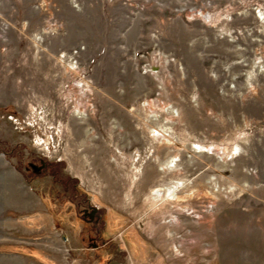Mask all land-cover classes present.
<instances>
[{"label":"rangeland","instance_id":"rangeland-1","mask_svg":"<svg viewBox=\"0 0 264 264\" xmlns=\"http://www.w3.org/2000/svg\"><path fill=\"white\" fill-rule=\"evenodd\" d=\"M0 264H264V0H0Z\"/></svg>","mask_w":264,"mask_h":264},{"label":"bare ground","instance_id":"bare-ground-1","mask_svg":"<svg viewBox=\"0 0 264 264\" xmlns=\"http://www.w3.org/2000/svg\"><path fill=\"white\" fill-rule=\"evenodd\" d=\"M83 86L84 85L82 84V87ZM182 186L180 188L179 187H177V188L170 187L165 194H163L162 191H159V192L156 193V196L163 200L164 205H168V206L171 205L173 207H178L179 208L180 203L185 201L188 198L187 195H184V194L180 195L182 193V191L187 189V186H184L183 188H182ZM179 212L183 213L184 211L179 209L176 212V215L171 217V220L169 221V222L173 223V225H175L176 227H179L180 224H181V223H179V218L177 216ZM168 223H166V225Z\"/></svg>","mask_w":264,"mask_h":264},{"label":"flooded vegetation","instance_id":"flooded-vegetation-1","mask_svg":"<svg viewBox=\"0 0 264 264\" xmlns=\"http://www.w3.org/2000/svg\"><path fill=\"white\" fill-rule=\"evenodd\" d=\"M33 170L35 171H43L45 166L42 165L41 167L37 168L36 166H32ZM97 210L96 209H91V211L89 212L88 209H84L83 210V216L87 219L88 223H93V222H97ZM95 222V224H96Z\"/></svg>","mask_w":264,"mask_h":264}]
</instances>
